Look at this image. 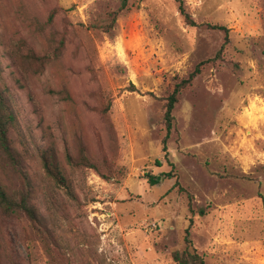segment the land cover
<instances>
[{
    "label": "rangeland",
    "instance_id": "1",
    "mask_svg": "<svg viewBox=\"0 0 264 264\" xmlns=\"http://www.w3.org/2000/svg\"><path fill=\"white\" fill-rule=\"evenodd\" d=\"M184 2L197 27L176 0H0V88L40 218L7 223L5 264H264V0ZM207 25L229 30L221 58ZM30 53L50 60L35 72ZM203 63L165 149V99Z\"/></svg>",
    "mask_w": 264,
    "mask_h": 264
},
{
    "label": "trees",
    "instance_id": "2",
    "mask_svg": "<svg viewBox=\"0 0 264 264\" xmlns=\"http://www.w3.org/2000/svg\"><path fill=\"white\" fill-rule=\"evenodd\" d=\"M179 4V11L184 18L187 25L197 27V23L192 19L191 15L187 12L184 0H176ZM122 8H125L129 0H122ZM118 12L110 13L109 19L106 23L99 25L97 28L101 29L104 33H110L114 28L117 21ZM52 15L51 19L52 20ZM208 27L223 31L226 35L225 44L218 52L216 58H221L225 46L229 42V30L220 25H207ZM50 60L47 56L40 57L35 53H30L26 57V62L35 68V72L41 70L45 63ZM201 64L197 67L190 77L181 81L174 88V91L166 97L165 101V122H166V136L164 139V147L171 137L173 124L175 121L174 111L180 102V97L183 92L188 89L194 82L195 78L201 73ZM112 102H103L102 106L97 109V112L107 118L108 112L111 108ZM15 127V118L9 107L7 97L0 88V158H1V174H0V238L3 234L4 228L7 223L15 220L26 218L34 226L40 223L39 215L33 205V197L35 194L33 183L25 168V161L23 155L15 147L11 137V132ZM166 151V150H165ZM82 162L85 166L96 168L85 156H82ZM44 167L47 175L56 181H63L61 172L56 164V159L44 156ZM100 174V172H98ZM171 176V175H169ZM151 185L159 184L158 177L150 178ZM262 199L264 209V196ZM203 214V213H202ZM190 230H187L186 243L192 244L190 240ZM3 240H0V264H5L3 257L7 256V250L3 247ZM173 259L177 264H205L204 258L197 253H191L189 250L183 252L177 251L173 253ZM10 260V259H8ZM9 264H15L12 260Z\"/></svg>",
    "mask_w": 264,
    "mask_h": 264
}]
</instances>
